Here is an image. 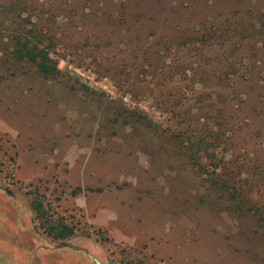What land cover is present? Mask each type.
<instances>
[{"label":"rangeland","instance_id":"374dc122","mask_svg":"<svg viewBox=\"0 0 264 264\" xmlns=\"http://www.w3.org/2000/svg\"><path fill=\"white\" fill-rule=\"evenodd\" d=\"M23 24L57 78L13 58ZM190 128L220 142L206 136L201 166L171 137ZM214 169L264 210V0H0V264H76L67 245L124 264H264V229L226 208ZM58 222L73 235L50 236Z\"/></svg>","mask_w":264,"mask_h":264},{"label":"trees","instance_id":"16d2710c","mask_svg":"<svg viewBox=\"0 0 264 264\" xmlns=\"http://www.w3.org/2000/svg\"><path fill=\"white\" fill-rule=\"evenodd\" d=\"M18 28V31H15V34H13L15 45L12 50V55L15 61L17 63L26 62L31 64L36 71L45 78H57L61 72L58 69L57 63H55L50 56V47L44 46V39L38 36L36 32L37 25L31 24V27L27 28L23 24ZM126 119H129L127 122L134 119L133 121L136 122L149 123V120L146 117L132 112L129 115H126L124 112V120ZM200 130L201 129L190 128L192 134L189 133V136L182 139L181 142L179 141L180 135L175 133L177 131L171 130V137L176 139V144H178V148L176 150L177 154L179 155L183 148V155H189L192 159L191 161L195 164L198 163L199 166L202 165V161L208 159L205 156L208 155L207 147H209V145L207 144L208 146H206L205 143L209 135L207 133V128H205V136L200 132ZM166 132H168V130H166ZM215 136L209 135L214 144L220 143L218 141L219 139L215 138ZM208 157L211 158V156ZM199 161H201L200 164ZM221 162L223 164L225 163L224 160ZM231 162L232 161L226 163L225 165H229ZM206 173L207 172H203V174ZM213 175H216V178L213 179V177H211ZM218 177L216 169H214L211 174H208V180L206 182L211 188L215 189L220 194L226 208L240 217L251 216L264 229V210L263 208L256 206V201L253 202L256 198L252 197L251 199H248L247 195H245L243 191L238 190L237 187L234 186L235 182H233L230 177H227V175L222 174ZM80 190L81 189L79 188L76 191ZM33 210L38 215H41L40 218H45L42 213L44 211L43 204L38 200L33 202ZM46 231L54 239H67L73 235V228L63 222H58L52 225L49 224Z\"/></svg>","mask_w":264,"mask_h":264},{"label":"flooded vegetation","instance_id":"af4514ba","mask_svg":"<svg viewBox=\"0 0 264 264\" xmlns=\"http://www.w3.org/2000/svg\"><path fill=\"white\" fill-rule=\"evenodd\" d=\"M66 247L70 248L73 251L76 252H83L84 256L83 257H77L78 259L76 260V264L80 263V262H84L85 264H88V262H90V264H111L110 262H115L116 264H124V263H119L115 260H113L111 258V256H107L105 255V257L102 260H98L96 258H94L93 256H91L90 254L87 253V250H83V249H77L76 247L72 246V245H67ZM62 264L65 263V261H60ZM37 264V263H36Z\"/></svg>","mask_w":264,"mask_h":264},{"label":"water","instance_id":"95a60500","mask_svg":"<svg viewBox=\"0 0 264 264\" xmlns=\"http://www.w3.org/2000/svg\"><path fill=\"white\" fill-rule=\"evenodd\" d=\"M111 264H116L115 262H110Z\"/></svg>","mask_w":264,"mask_h":264}]
</instances>
